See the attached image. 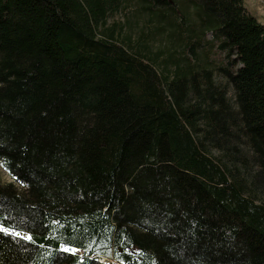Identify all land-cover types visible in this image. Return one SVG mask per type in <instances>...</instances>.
<instances>
[{"label":"trees","instance_id":"trees-1","mask_svg":"<svg viewBox=\"0 0 264 264\" xmlns=\"http://www.w3.org/2000/svg\"><path fill=\"white\" fill-rule=\"evenodd\" d=\"M126 7L151 53L92 32ZM0 137L31 189L0 191V264H264V23L243 0H0Z\"/></svg>","mask_w":264,"mask_h":264},{"label":"rangeland","instance_id":"rangeland-1","mask_svg":"<svg viewBox=\"0 0 264 264\" xmlns=\"http://www.w3.org/2000/svg\"><path fill=\"white\" fill-rule=\"evenodd\" d=\"M243 2L248 11L255 15L260 22L264 23V0H243ZM91 28L97 37L109 36L117 38L126 44L136 43L134 48L146 54L151 53L155 49L156 40L152 38L153 22H151V18L131 7H126L118 14L112 15L107 22L91 23ZM208 68L210 69L211 67L209 66ZM217 76L220 77V80L227 81L224 74H218ZM7 141L10 144L14 143L8 137H0V142H3L4 145L7 144ZM262 184L256 188V192H259L260 195L264 193V183ZM0 191L7 193L9 196H23L31 191L15 174L5 169L1 156ZM100 261H103V259H100Z\"/></svg>","mask_w":264,"mask_h":264}]
</instances>
